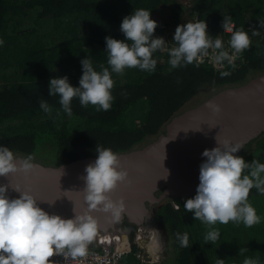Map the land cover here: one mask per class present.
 <instances>
[{"label":"trees","instance_id":"obj_1","mask_svg":"<svg viewBox=\"0 0 264 264\" xmlns=\"http://www.w3.org/2000/svg\"><path fill=\"white\" fill-rule=\"evenodd\" d=\"M190 4L192 21L205 19L213 37L221 35L224 17L235 23V29L264 30V0H190ZM136 8L151 10L159 22L154 35L165 32L166 16L177 19L186 11L176 0H0V144L16 156L32 154L34 161L53 166L96 157L97 143L118 153L129 152L164 132L176 114L190 108L195 96L205 91L198 105L221 89L264 74V37L243 50L240 62L226 69L230 74L224 76L207 64L171 68L167 50H158L154 72L126 68L122 74L113 73L115 98L109 110L82 106L74 97L72 114H66L59 97L48 94L49 78L67 74L72 84H78L80 60L86 55L98 70L101 64L110 67L105 36L124 38L120 22ZM82 19L89 21L92 32L80 30ZM41 99L47 100L51 114L40 108ZM263 150L264 135L242 156L249 162L259 156L256 159L264 162ZM194 194L162 200L151 217L166 227L170 244L175 245L174 264H214L217 255L225 258V264H241L246 255L264 261V194L253 189L248 197L262 217L260 223L217 222L220 239L214 243L203 241L208 226L184 208V200ZM177 232L189 234V247L179 245ZM240 247L249 251L239 255ZM121 264L149 263L137 259L133 250Z\"/></svg>","mask_w":264,"mask_h":264},{"label":"clouds","instance_id":"obj_2","mask_svg":"<svg viewBox=\"0 0 264 264\" xmlns=\"http://www.w3.org/2000/svg\"><path fill=\"white\" fill-rule=\"evenodd\" d=\"M158 23L152 18L151 10L146 8H136L123 16L119 28L124 38L105 36L107 65L110 67L101 64L98 70L86 55L80 60L82 73L78 84H72L67 74L52 76L48 81L49 96H58L61 108L68 115L72 114L74 97L82 106L91 104L97 111H107L115 98L113 73L122 74L126 68L154 72L157 65L154 53L158 50L167 49L171 68L192 63L198 67L206 57L214 65L222 66L226 62L235 67L236 55L251 44L246 30L229 28V47L226 48L218 34L215 37L210 34L207 21L197 19L178 24L171 39L175 45L168 47L164 36L154 35ZM227 23L229 19L224 17L223 28ZM2 44L3 39H0ZM220 74L230 73L225 70ZM209 107L219 112L221 106L209 101ZM40 108L45 113L52 112L45 99L40 100ZM216 141V146L205 148L201 153L205 159L199 165V183L195 194L184 200V208L192 212L195 220L208 226L203 241L213 243L220 239V229L214 227L217 222L227 224L232 221L245 226L260 223L262 217L248 197L252 189L264 194V162L256 158L249 162L237 155L243 141L233 142L228 137L216 138ZM95 153V160L85 165L82 177L86 207L82 211H76L74 207L71 217L41 207L40 200L28 188L10 184L19 193L10 197L9 184H0V264H54L49 258L65 251L72 257H82L98 231V218L93 210L108 213V218L114 222L121 219L126 207L124 198L114 199L111 193L127 178L128 170L120 167L119 153L111 147L97 143ZM36 167L32 154L17 157L8 146L0 144V175L21 170L28 173ZM149 229L147 251L155 260L161 251L163 237L158 229ZM176 239L181 247H189L187 232H177ZM248 251L247 247H240L238 254ZM214 264H225V258L217 255ZM241 264H264V261L259 256L246 255Z\"/></svg>","mask_w":264,"mask_h":264},{"label":"water","instance_id":"obj_3","mask_svg":"<svg viewBox=\"0 0 264 264\" xmlns=\"http://www.w3.org/2000/svg\"><path fill=\"white\" fill-rule=\"evenodd\" d=\"M209 101L219 104L220 111H213ZM263 135L264 74L241 85L221 89L198 105L176 114L154 140L119 153L120 167L128 170V176L118 183L111 195L114 199L123 197L126 207L121 219L115 222L108 218V213L93 210L98 218V231L121 230L119 224L124 220L140 225L151 217L152 204L174 194L195 193L199 165L205 159L201 153L205 148L216 146V138L243 141V147L236 153L242 155L250 143ZM95 158L58 166L34 161L37 167L28 173L21 170L0 175V184H9L10 197L19 195L10 184L28 188L40 200L41 207L71 217L74 207L76 211L86 207L82 177L85 165ZM160 189L164 191L157 195ZM127 229L125 232H129Z\"/></svg>","mask_w":264,"mask_h":264},{"label":"built area","instance_id":"obj_4","mask_svg":"<svg viewBox=\"0 0 264 264\" xmlns=\"http://www.w3.org/2000/svg\"><path fill=\"white\" fill-rule=\"evenodd\" d=\"M229 28L235 30V23L229 22L222 29L220 37L224 44L228 42L230 37ZM253 32L256 34L260 33L257 32L256 29L252 32L249 31V33ZM229 51L231 52V50ZM241 58L242 53L237 54L234 64L236 65L239 63ZM201 64L209 65L216 72H221L232 67L231 65H227L226 62L222 66L214 65L207 57ZM174 207L179 209L177 203H174ZM149 228L137 226L129 232H125L124 230L97 231V235L88 245V251L84 256L72 257L65 251V253L60 255L54 254L49 259L54 260V264H121L123 257L134 250L135 257L142 263L155 264L160 262L161 254L158 253L157 258L154 260L147 251V245L145 246L144 242L149 237ZM124 233H126V237ZM134 247H136V249H134Z\"/></svg>","mask_w":264,"mask_h":264},{"label":"rangeland","instance_id":"obj_5","mask_svg":"<svg viewBox=\"0 0 264 264\" xmlns=\"http://www.w3.org/2000/svg\"><path fill=\"white\" fill-rule=\"evenodd\" d=\"M181 6H183L185 8V12L183 13V15L180 17V18H177V19H172L171 17L169 16H166L162 23H163V27H164V30L165 32L163 33L162 36L165 37L167 41V46L168 47H171V46H174L175 45V42L172 41V34L176 28V26L180 23H184L186 21H192L193 18H192V15H191V12L190 10H188L189 8H191V4H190V0H176ZM79 28L81 31H85V34H88V32H90L92 30V27H91V24L89 23L88 20L86 19H82L79 23ZM88 31V32H87ZM92 32V31H91ZM96 32V30H95ZM93 34V33H92ZM255 39H253L254 41ZM122 80H124V78L122 77L121 78ZM3 80L0 79V86L2 85ZM205 92V91H204ZM202 92L201 94H199L198 96H195L194 99H192L190 102H189V106L191 107V105L195 104L200 100V97L203 96L205 93ZM8 124V122H4V125ZM259 148H257L256 150L258 151ZM255 150V153L257 152ZM259 154H260V150H259ZM264 154V150L262 151V154L261 156ZM259 156H255V158H257ZM254 158V157H253ZM263 159V158H262ZM253 190V189H252ZM252 190H250V192H252ZM186 196V195H185ZM183 196V197H185ZM187 196H190V195H187ZM186 196V197H187ZM152 212V211H151ZM149 217H147L146 219H148ZM125 222V220L123 221ZM147 223V221L145 220L142 224L140 225H137V226H144V227H156V229H159L162 237H163V240H162V247H163V252H161V258H160V262H157L155 264H159L161 262H164L167 260V264H174V261H175V245L173 243L170 244V239H169V236H168V232H167V229L165 226H162L160 224H157L155 226H152V224H145ZM122 222L119 224L121 225ZM124 231L127 229L125 228L124 226ZM121 229V230H123ZM129 231H132L130 228H128ZM127 229V230H128ZM149 237L145 240V246L147 245V241H148ZM147 247V246H146ZM171 251V252H170ZM169 256V257H168ZM263 258V257H261ZM260 258V259H261Z\"/></svg>","mask_w":264,"mask_h":264},{"label":"flooded vegetation","instance_id":"obj_6","mask_svg":"<svg viewBox=\"0 0 264 264\" xmlns=\"http://www.w3.org/2000/svg\"><path fill=\"white\" fill-rule=\"evenodd\" d=\"M160 190H163V189H160ZM160 190H158L157 192H159ZM163 191H164V190H163ZM157 192H156V193H157ZM176 196H178V197H183V196H180V195H176V194H174V195H172V196H169V197H166V198H164V199H161V201H162V200H167V199H172V198H174V197H176ZM161 201H159L158 203H156V205H155V204H152V205H151L150 210L152 211V215L155 213L156 206L159 205ZM152 215H151V217H152ZM151 217L148 218V219H146L147 223H145V224H152V226H155V225H157V224H160V225L164 226L163 224H161V223H159V222H155V221H153V219H152ZM124 226H125V228H130L131 230H133L135 227H137V224L132 223V222H130L129 220H125V222H122V224L119 225V227H120V229H123ZM117 231H118V229H117ZM161 252H163V247H162V249H161Z\"/></svg>","mask_w":264,"mask_h":264},{"label":"bare ground","instance_id":"obj_7","mask_svg":"<svg viewBox=\"0 0 264 264\" xmlns=\"http://www.w3.org/2000/svg\"><path fill=\"white\" fill-rule=\"evenodd\" d=\"M249 36H250V39H251V45L252 44H254V42H255V40H257V38H259V39H262V37H264V30L263 31H261L259 34H253V33H249ZM253 39H255L254 41H253ZM225 47L226 48H228L229 46H228V42L225 44ZM229 50H231L230 48H229ZM232 51V50H231ZM242 59V58H241ZM151 228V227H150ZM154 228H156V227H154ZM124 230V229H123ZM159 230V229H158ZM124 236L126 237V233H124ZM147 244V243H146ZM160 254H161V251L159 252Z\"/></svg>","mask_w":264,"mask_h":264},{"label":"crops","instance_id":"obj_8","mask_svg":"<svg viewBox=\"0 0 264 264\" xmlns=\"http://www.w3.org/2000/svg\"><path fill=\"white\" fill-rule=\"evenodd\" d=\"M162 249V248H161Z\"/></svg>","mask_w":264,"mask_h":264}]
</instances>
